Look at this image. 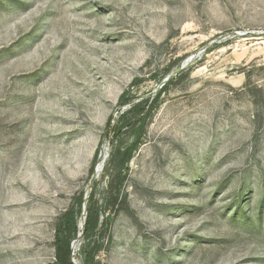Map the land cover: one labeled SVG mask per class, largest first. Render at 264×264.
I'll use <instances>...</instances> for the list:
<instances>
[{
	"label": "rangeland",
	"instance_id": "rangeland-1",
	"mask_svg": "<svg viewBox=\"0 0 264 264\" xmlns=\"http://www.w3.org/2000/svg\"><path fill=\"white\" fill-rule=\"evenodd\" d=\"M91 192L73 264H264V0H0V264H56Z\"/></svg>",
	"mask_w": 264,
	"mask_h": 264
},
{
	"label": "trees",
	"instance_id": "trees-1",
	"mask_svg": "<svg viewBox=\"0 0 264 264\" xmlns=\"http://www.w3.org/2000/svg\"><path fill=\"white\" fill-rule=\"evenodd\" d=\"M156 100L157 96H152L147 99L133 98L122 101L121 106H127L128 108L120 112L118 119H109L107 128L112 131L114 137L111 142L114 147L112 159L114 162H119V166L116 169L117 171L123 170L132 160L133 153L138 149L146 120L150 117L153 104ZM126 133L134 137V141L130 146L123 145L120 140V137ZM86 196L89 197L87 198L88 203H85L83 195L80 198H76L71 207L65 211L59 219L55 236L56 264H73V250L71 245L79 233L78 217L81 216L83 205L88 207V214L83 232L85 235L84 239L90 240L99 228V210L93 207L95 193H87ZM94 251H96V248ZM93 253L91 255H93ZM91 255L88 256L86 259L87 261H91Z\"/></svg>",
	"mask_w": 264,
	"mask_h": 264
}]
</instances>
